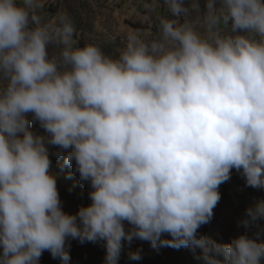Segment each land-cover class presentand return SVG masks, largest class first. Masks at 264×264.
Wrapping results in <instances>:
<instances>
[{"label":"clouds","instance_id":"9594fccd","mask_svg":"<svg viewBox=\"0 0 264 264\" xmlns=\"http://www.w3.org/2000/svg\"><path fill=\"white\" fill-rule=\"evenodd\" d=\"M162 6L154 34L130 29L109 52L81 44L64 7L0 0V264H40L45 251L70 264L69 239L102 241L104 264L134 239L204 264H264V242L198 234L233 170L264 189V0ZM49 146L90 185L75 214ZM246 214L264 219V200Z\"/></svg>","mask_w":264,"mask_h":264},{"label":"rangeland","instance_id":"374dc122","mask_svg":"<svg viewBox=\"0 0 264 264\" xmlns=\"http://www.w3.org/2000/svg\"><path fill=\"white\" fill-rule=\"evenodd\" d=\"M150 2L151 0H47L46 12L52 14L59 7L66 8L74 19L77 38L81 44L94 39L101 43L106 51L113 52L120 45L123 34L130 29L154 34L157 17L168 13L162 6V0L161 6L155 10L145 6ZM111 37H116V39L113 41ZM33 129L43 134V129H40L38 125L34 124ZM56 151L55 146H49L52 161L50 171L59 173L57 189L63 210L66 213L75 214L79 207L91 203L88 196L90 185L86 181L81 182L79 174L74 170L75 162L72 167L61 169L63 157L57 158ZM228 187L229 189H218L219 191L226 190V195L214 208L210 223L202 225L198 229V234L220 243H228L242 234L258 242H264V219L262 225L252 221L245 223L248 220L239 213L241 196L249 192L252 197L249 204L254 207L258 201L264 200V189L250 187L246 190L245 186L240 187L235 183H229ZM93 245L105 254L102 241ZM135 251H139L141 255L138 261L130 260L128 257L129 252ZM196 252L199 254L201 250L197 249ZM119 264H204V262L196 259L188 248L162 247L157 251L150 246L149 242H146L124 244Z\"/></svg>","mask_w":264,"mask_h":264},{"label":"trees","instance_id":"16d2710c","mask_svg":"<svg viewBox=\"0 0 264 264\" xmlns=\"http://www.w3.org/2000/svg\"><path fill=\"white\" fill-rule=\"evenodd\" d=\"M234 182L236 185L240 187L245 186V181L241 175L238 176L237 178H234ZM244 188L246 190L250 189V187H246V186ZM219 192L221 194V198L226 195L225 194L226 190ZM250 199H252L251 194H249V192L248 193L246 192L245 195L241 196L239 202V213L247 220H249V218L247 217L246 210L251 207V204H249ZM252 222L262 225L263 219H258ZM146 242L147 241L134 239L131 243H146ZM67 244L70 245L69 248L70 257H71L70 264H104L105 254H103V252H101V250L92 243L85 242L82 244L78 240L71 239L67 242ZM124 244L129 245L127 242H125ZM40 264H62V261L60 259H53L50 253L45 251L40 258Z\"/></svg>","mask_w":264,"mask_h":264},{"label":"built area","instance_id":"2783aa9c","mask_svg":"<svg viewBox=\"0 0 264 264\" xmlns=\"http://www.w3.org/2000/svg\"><path fill=\"white\" fill-rule=\"evenodd\" d=\"M238 176H240V174L237 173L235 170H233L232 174H231V179L229 181L221 184L219 189H229V187H228L229 183H235L234 178H237Z\"/></svg>","mask_w":264,"mask_h":264}]
</instances>
